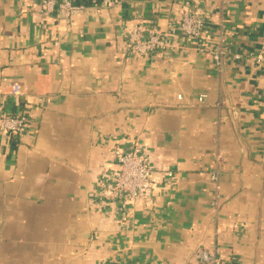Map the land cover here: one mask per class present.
I'll return each instance as SVG.
<instances>
[{
    "label": "crops",
    "instance_id": "1",
    "mask_svg": "<svg viewBox=\"0 0 264 264\" xmlns=\"http://www.w3.org/2000/svg\"><path fill=\"white\" fill-rule=\"evenodd\" d=\"M72 2L85 9L65 20L0 0V114L27 117L23 133L0 131V264H201L203 250L264 264V72L249 58L264 0ZM187 8L205 18V48L224 35L220 67L174 29L169 48L127 51L133 25L166 30ZM129 140L171 173L130 207L96 194Z\"/></svg>",
    "mask_w": 264,
    "mask_h": 264
},
{
    "label": "built area",
    "instance_id": "2",
    "mask_svg": "<svg viewBox=\"0 0 264 264\" xmlns=\"http://www.w3.org/2000/svg\"><path fill=\"white\" fill-rule=\"evenodd\" d=\"M36 3L42 4L46 11L56 9L59 15L69 20L71 17L82 13L85 9L83 5L74 4L72 0H34ZM205 18L199 11L187 8L181 11L176 19L173 27L166 30H158L153 27H145L137 24L130 28L127 36L128 50L131 54L144 56L154 51H161L171 47L169 43V33L172 29L178 32L187 41H195L197 50L206 51L215 65L220 67L223 60L230 50L225 42L223 34L219 35L218 41L211 45L210 48H205L202 43L203 29ZM171 29V30H169ZM235 60L242 59L239 53H232ZM249 58L264 72V44L260 49L249 55ZM13 93H18V87L13 86ZM205 95L198 97V101L202 102ZM27 125V117L22 114H0V131L6 132L9 135H19L25 131ZM129 147L114 149V163L112 164L109 178V186L102 188L101 192L96 194L103 197L105 200L118 201L127 206H132L137 201H147L148 196L154 186L155 178L160 175L170 177L171 173H165L153 170L147 152L139 145L137 140L127 141ZM224 158L220 153H216L213 161V167L205 174L207 179L212 182L216 190L213 204L217 205L218 180L221 164ZM201 264H222L213 253L205 250L200 254Z\"/></svg>",
    "mask_w": 264,
    "mask_h": 264
}]
</instances>
